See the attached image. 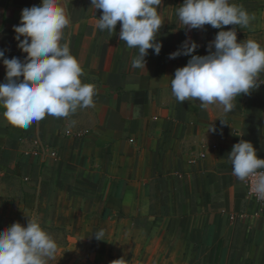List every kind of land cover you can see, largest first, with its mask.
Masks as SVG:
<instances>
[{
  "label": "crops",
  "instance_id": "obj_1",
  "mask_svg": "<svg viewBox=\"0 0 264 264\" xmlns=\"http://www.w3.org/2000/svg\"><path fill=\"white\" fill-rule=\"evenodd\" d=\"M61 2L70 18L64 40L83 69L82 83L95 87L94 103L27 129L12 125L0 107L1 221L26 226L39 218L57 243L47 264L121 257L126 264H264V217L228 158L241 139L264 158V83L237 96L227 113L218 103H181L171 80L191 57L170 53L188 39L198 44L194 54L206 55L221 29L189 30L177 16L183 0H162L161 51L149 49L145 67L134 68L139 50L120 40V22L115 32L101 31L102 10L91 0ZM229 2L255 19L224 30L264 47V0ZM39 3L0 0L6 58L24 60L13 26L22 9ZM5 78L0 59V83ZM99 230L104 240L96 239Z\"/></svg>",
  "mask_w": 264,
  "mask_h": 264
},
{
  "label": "clouds",
  "instance_id": "obj_2",
  "mask_svg": "<svg viewBox=\"0 0 264 264\" xmlns=\"http://www.w3.org/2000/svg\"><path fill=\"white\" fill-rule=\"evenodd\" d=\"M161 4L162 0H91L95 9L102 10L98 29L115 32L120 22V40L129 48H138L134 68L145 67L149 49L156 55L161 51L162 43L157 39L163 24L158 12ZM177 16L189 30L205 25L221 29L206 55L194 54L198 44L188 39L170 53V59L182 54L191 57L176 69L171 80L172 93L179 102L198 100L204 107L218 103L227 113L233 110L237 96L249 94L264 83L260 79L264 47L255 40L238 41L234 28L224 30L228 25L245 27L255 19L242 6L229 0H183ZM69 23L61 0H40L38 5L22 9L20 24L13 27L17 47L27 55L23 61L9 59L0 50L6 69V82L0 83V107L12 125L27 129L46 115L67 117L78 108L93 106L95 87L82 83L83 69L64 40ZM228 158L232 174L240 181L250 180L252 193L264 200V158L258 157L252 142L241 139ZM103 236V230L95 232L97 240H104ZM56 249V241L39 218L29 217L26 226L14 222L0 233V264H47ZM126 261L121 257L112 264Z\"/></svg>",
  "mask_w": 264,
  "mask_h": 264
},
{
  "label": "built area",
  "instance_id": "obj_3",
  "mask_svg": "<svg viewBox=\"0 0 264 264\" xmlns=\"http://www.w3.org/2000/svg\"><path fill=\"white\" fill-rule=\"evenodd\" d=\"M202 156H205L202 154ZM246 186H247V196L259 203V212L258 215L264 217V200L257 199L255 194L252 193L251 188H250V180H245Z\"/></svg>",
  "mask_w": 264,
  "mask_h": 264
},
{
  "label": "rangeland",
  "instance_id": "obj_4",
  "mask_svg": "<svg viewBox=\"0 0 264 264\" xmlns=\"http://www.w3.org/2000/svg\"><path fill=\"white\" fill-rule=\"evenodd\" d=\"M7 227H10V225H7V223L1 221L0 219V233H2Z\"/></svg>",
  "mask_w": 264,
  "mask_h": 264
}]
</instances>
